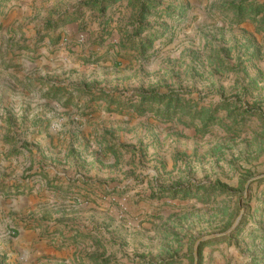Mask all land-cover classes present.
<instances>
[{"label": "rangeland", "instance_id": "374dc122", "mask_svg": "<svg viewBox=\"0 0 264 264\" xmlns=\"http://www.w3.org/2000/svg\"><path fill=\"white\" fill-rule=\"evenodd\" d=\"M0 264H264V0H0Z\"/></svg>", "mask_w": 264, "mask_h": 264}, {"label": "water", "instance_id": "95a60500", "mask_svg": "<svg viewBox=\"0 0 264 264\" xmlns=\"http://www.w3.org/2000/svg\"><path fill=\"white\" fill-rule=\"evenodd\" d=\"M249 184H250V182L247 183L246 187H248ZM241 214H242V211H241ZM240 217H241V215H239V217H237V219L234 222V224L232 225V227L230 229H228L226 232H224L222 234H217V235H212V236L205 237V238L201 239L199 242H206V241H209V240L219 239V238H223V237L228 236L235 229V227L237 226ZM199 242H198V244H199Z\"/></svg>", "mask_w": 264, "mask_h": 264}]
</instances>
